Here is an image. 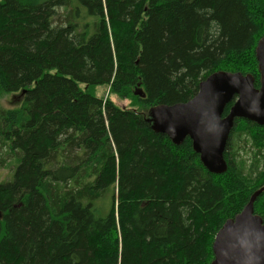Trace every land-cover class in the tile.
I'll return each mask as SVG.
<instances>
[{
  "label": "trees",
  "instance_id": "trees-1",
  "mask_svg": "<svg viewBox=\"0 0 264 264\" xmlns=\"http://www.w3.org/2000/svg\"><path fill=\"white\" fill-rule=\"evenodd\" d=\"M263 36L264 0H0V98L21 100L0 106V167L15 164L0 264H211L218 231L264 188V127L237 119L215 175L149 112L215 72L259 88ZM242 137L258 150L248 170ZM254 210L264 221V192Z\"/></svg>",
  "mask_w": 264,
  "mask_h": 264
},
{
  "label": "water",
  "instance_id": "water-1",
  "mask_svg": "<svg viewBox=\"0 0 264 264\" xmlns=\"http://www.w3.org/2000/svg\"><path fill=\"white\" fill-rule=\"evenodd\" d=\"M255 55L259 88L250 74L215 72L200 83L198 93L187 103L152 108L149 122L153 131L168 136L176 146L189 138L210 173H226L224 153L235 121L244 119L264 127V36ZM137 95L145 96L142 92ZM233 101L224 117L226 107ZM263 192L264 188L255 192L242 212L218 231L211 264H264V221L254 210Z\"/></svg>",
  "mask_w": 264,
  "mask_h": 264
},
{
  "label": "rangeland",
  "instance_id": "rangeland-1",
  "mask_svg": "<svg viewBox=\"0 0 264 264\" xmlns=\"http://www.w3.org/2000/svg\"><path fill=\"white\" fill-rule=\"evenodd\" d=\"M84 88V86L82 87ZM137 92H142V90H140L139 88H136L134 90V96L135 97H140V98H145L141 97L139 95H137ZM95 95L103 98V99H110L112 100L119 108L122 109H137L139 110L140 108L135 106V100L132 99H127V100H120L117 96L111 94L110 92V87L108 86H102L100 88H96L95 90ZM13 95H5L3 97L0 98V106L3 109H14L20 106V99H13L12 98ZM243 141L245 143H242V150L239 153V160H244L246 162L245 164V169L248 170L251 163H252V158H254L257 154V149L254 147V145H252L251 141H246L247 138L242 137ZM236 143H233V146ZM254 147V148H253ZM2 158H6L5 157V151L0 149V163L2 161ZM14 162L13 160L11 161H7V163L5 164V166L0 167V180L1 181H10L13 179V170H14ZM245 170V171H246ZM107 209L104 210L103 214L106 215L107 212H105ZM102 214V215H103Z\"/></svg>",
  "mask_w": 264,
  "mask_h": 264
},
{
  "label": "bare ground",
  "instance_id": "bare-ground-1",
  "mask_svg": "<svg viewBox=\"0 0 264 264\" xmlns=\"http://www.w3.org/2000/svg\"><path fill=\"white\" fill-rule=\"evenodd\" d=\"M261 217V216H260Z\"/></svg>",
  "mask_w": 264,
  "mask_h": 264
}]
</instances>
